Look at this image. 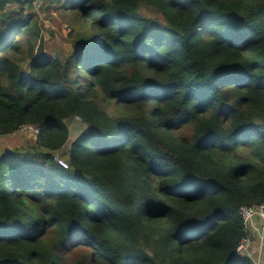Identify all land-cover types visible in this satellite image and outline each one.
Wrapping results in <instances>:
<instances>
[{
    "label": "trees",
    "instance_id": "obj_1",
    "mask_svg": "<svg viewBox=\"0 0 264 264\" xmlns=\"http://www.w3.org/2000/svg\"><path fill=\"white\" fill-rule=\"evenodd\" d=\"M34 1L0 0V136L39 129L0 152V264H254L264 0H40L77 8L64 58Z\"/></svg>",
    "mask_w": 264,
    "mask_h": 264
},
{
    "label": "rangeland",
    "instance_id": "obj_2",
    "mask_svg": "<svg viewBox=\"0 0 264 264\" xmlns=\"http://www.w3.org/2000/svg\"><path fill=\"white\" fill-rule=\"evenodd\" d=\"M30 11L35 13L34 19L41 29L44 49L53 56L64 58L69 55L73 51L76 40L83 33H86L79 26V20H77L78 17L75 14L77 8H70L67 2L49 6L47 3L35 0ZM90 16L89 14L85 17L87 22L90 21ZM85 25L86 30H91L90 24L86 23ZM20 64L26 71L29 70V61H21ZM67 122L70 129V141H72L85 129V124L82 123L79 117L70 118ZM35 140L36 134L34 130L30 126L24 125L13 134L0 136V152L30 147ZM69 144L70 142L67 145ZM57 154L61 155L60 151ZM253 223L254 228H250L244 223L250 243L247 247V252L243 255L250 257L254 264H264L263 228L256 219Z\"/></svg>",
    "mask_w": 264,
    "mask_h": 264
},
{
    "label": "built area",
    "instance_id": "obj_3",
    "mask_svg": "<svg viewBox=\"0 0 264 264\" xmlns=\"http://www.w3.org/2000/svg\"><path fill=\"white\" fill-rule=\"evenodd\" d=\"M30 126L35 134L37 135L39 129L37 127H35L34 125H28ZM26 127V126H25ZM58 162L67 167V163L64 159L58 157L57 158ZM239 213L241 214V216L243 217L244 223L248 226V227H253L254 228V220L257 217H260L263 221H264V203L260 204V205H253V206H242L240 208ZM250 241L248 238V235L243 237L242 240L240 241L239 245H238V252L240 254H245L248 250V245H249Z\"/></svg>",
    "mask_w": 264,
    "mask_h": 264
},
{
    "label": "crops",
    "instance_id": "obj_4",
    "mask_svg": "<svg viewBox=\"0 0 264 264\" xmlns=\"http://www.w3.org/2000/svg\"><path fill=\"white\" fill-rule=\"evenodd\" d=\"M256 220L258 221V223L260 224V226L263 228L262 229V233L264 235V221H262V219L260 217H257Z\"/></svg>",
    "mask_w": 264,
    "mask_h": 264
},
{
    "label": "water",
    "instance_id": "obj_5",
    "mask_svg": "<svg viewBox=\"0 0 264 264\" xmlns=\"http://www.w3.org/2000/svg\"><path fill=\"white\" fill-rule=\"evenodd\" d=\"M90 13H91V11H90L88 14H90ZM88 14H87V15H88ZM26 73H27L26 69H25V68H22V69H21V76H25Z\"/></svg>",
    "mask_w": 264,
    "mask_h": 264
}]
</instances>
